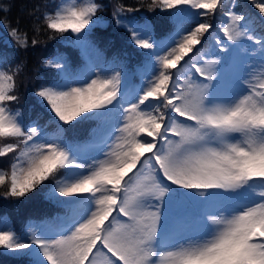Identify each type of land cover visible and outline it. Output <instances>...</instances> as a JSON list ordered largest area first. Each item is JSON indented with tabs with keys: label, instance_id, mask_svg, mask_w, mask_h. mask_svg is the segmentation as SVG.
<instances>
[{
	"label": "snow or ice",
	"instance_id": "1",
	"mask_svg": "<svg viewBox=\"0 0 264 264\" xmlns=\"http://www.w3.org/2000/svg\"><path fill=\"white\" fill-rule=\"evenodd\" d=\"M248 2L264 25V0ZM185 6L208 16L223 0H152L150 10H174L163 40L154 37L150 21L123 15L139 9L115 8L116 24L146 50L134 69L114 58L99 68L88 60L74 73L65 56L49 60L45 66L56 76L34 95L56 126L54 136L8 107L18 100L21 66L0 69V157H13L10 171L0 170L5 196L47 187L48 198L68 212L58 218L59 230L0 229V248L8 254L27 257L28 264H98L97 258L102 264H264V35L256 18L233 4L222 11V36L214 37L210 53L215 58L206 59L203 41L214 26H190ZM100 8L95 0H62L43 21L53 33L75 34L87 59L99 51L90 29ZM0 24L9 45L27 49L26 32L6 19ZM242 41L258 46L246 49L259 56V71L250 66V78L240 75ZM137 73L142 83L129 87L126 78ZM84 122L96 125L86 140L66 137ZM192 193L203 198L197 204L215 209L194 228L187 219Z\"/></svg>",
	"mask_w": 264,
	"mask_h": 264
},
{
	"label": "trees",
	"instance_id": "2",
	"mask_svg": "<svg viewBox=\"0 0 264 264\" xmlns=\"http://www.w3.org/2000/svg\"><path fill=\"white\" fill-rule=\"evenodd\" d=\"M57 0H0V21L6 19L11 27H18L22 33L26 32L28 35L29 46L27 49H18L17 46L13 47L16 53V64L21 66V70L16 73V85L29 93L33 92L34 83L36 86L37 77L41 76V55L42 47L47 48L44 51V55L48 56L51 53H64L69 62L74 66L83 65V57L81 52L75 43L73 33L57 34L50 30H47L46 24L43 21V14L45 12H51L55 10V4ZM101 5L98 10V18H106V22L96 24L90 29V39L98 46L105 54L108 55V51L114 49V56L123 61L129 69H134L136 64H140L144 60V52L142 49H138L134 44L130 42V34L126 28L120 27L113 19V12L119 5H123L125 8L139 9L130 13H124L123 15L131 18L137 22L143 23L148 20L153 25L154 34L167 33L172 27L171 16L174 10H160L158 8L151 9L150 5L152 0H95ZM229 0H223V8L226 7ZM237 5L242 9L253 7L249 4L248 0H237ZM7 7V11H3V7ZM221 9V10H222ZM220 10V11H221ZM215 14H209L208 16H198V20L203 22L207 17L208 21L214 20ZM258 12V10H256ZM259 13V12H258ZM256 23H259V16L254 15ZM2 27V24H0ZM37 28L39 31H37ZM3 35H0V38ZM38 40V44L31 45V40ZM0 44H5L0 39ZM15 44V42H14ZM16 45V44H15ZM121 48H127L130 54H124L120 51ZM5 48L0 49V53ZM15 69V67L10 68ZM92 127L86 126L84 123L78 125L76 129L69 130L66 133L68 139H77L82 142L88 138V133ZM10 154L7 157H0V160L4 163L8 162ZM50 182H46V185ZM45 187H42L43 189ZM7 184L0 185V211L7 209L16 223L21 222V215L23 209L17 207V202L21 198L6 197ZM26 196L36 197L35 191L26 194ZM25 196V197H26ZM23 198V197H22ZM41 207L38 205L29 207L31 214H39Z\"/></svg>",
	"mask_w": 264,
	"mask_h": 264
},
{
	"label": "rangeland",
	"instance_id": "3",
	"mask_svg": "<svg viewBox=\"0 0 264 264\" xmlns=\"http://www.w3.org/2000/svg\"><path fill=\"white\" fill-rule=\"evenodd\" d=\"M66 2H70V0H66ZM77 2H82V0H77ZM243 42V41H242ZM241 42V43H242ZM93 56V53L90 51V53H89V56ZM250 71H243V72H241L240 73V75L242 76V77H244V78H250V76L248 75V73H249ZM142 83V79H141V75H140V81L139 82H137L134 86H138V85H140ZM12 111V110H11ZM48 135V134H47ZM49 137H51V136H54V135H48ZM106 150V149H105ZM209 213H214L215 212V209L214 208H211L210 207V210L208 211ZM192 225H193V228H194V224L195 223H191ZM0 229H8V227H7V225L5 224V223H3V224H0ZM53 230H58V227L56 226V225H54V227H53ZM189 234H191V235H194L195 234V232L194 231H192V232H190ZM97 260H98V264H101V262H102V259L101 258H97Z\"/></svg>",
	"mask_w": 264,
	"mask_h": 264
}]
</instances>
